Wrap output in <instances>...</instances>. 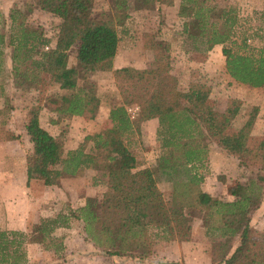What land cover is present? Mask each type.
<instances>
[{
	"label": "trees",
	"instance_id": "obj_1",
	"mask_svg": "<svg viewBox=\"0 0 264 264\" xmlns=\"http://www.w3.org/2000/svg\"><path fill=\"white\" fill-rule=\"evenodd\" d=\"M196 3L198 0H180L177 15L196 20L197 35L203 37L205 49L227 41L236 19L233 9L223 11L222 21L215 23ZM93 4L94 0H35L38 10L59 19L52 43L23 23L24 14L19 9L9 13L13 71L20 70L17 62L28 60L29 66L22 71L26 78L35 83L44 74L66 91L46 100L50 111L65 118L83 114L93 118L99 99L89 77L95 71L112 72L120 97V104L108 110L110 126L86 134L76 148L68 150L39 125V108L32 107L24 125L30 143L24 159L26 181L35 176L43 185H57L66 175L81 176L85 169L95 171L97 176L91 183L101 184V190L85 197L75 221L83 240L104 256L147 261L156 241L188 240L193 219L197 218L203 222L202 234L209 242L212 263L264 264V239L251 237L249 224L250 213L261 200L263 191L258 190L257 182H264L263 175H256L257 182L249 179L229 186V200L204 191L193 197V188L203 176L192 167L206 159L205 138L245 164L250 152L246 141L257 107L251 108L236 133H227L240 99H228L220 111L208 103L209 85L191 81L186 89H179L166 45L154 33L142 35L143 46L152 52L151 66L112 67L117 27L128 18L129 10L153 4L170 6L173 0H112L110 9L100 18L91 17ZM186 25L184 22V29ZM256 34L261 45L255 51H232L222 46L221 53L224 70L233 81L263 88L264 27ZM3 42L0 32V64ZM73 44L77 46L75 64L67 67L66 52ZM241 46H245L244 38ZM129 104L137 106L133 117L126 111ZM151 118L157 120L156 136L162 149L155 170L170 183L168 200L163 198L152 170L137 168L127 143L128 135L139 132L141 122ZM16 138L12 131L0 129V141ZM257 148L259 170L264 172V127ZM66 224L65 216L56 215L40 218L27 232L0 229V264H25V243L54 246L52 250L57 251L60 243L52 232Z\"/></svg>",
	"mask_w": 264,
	"mask_h": 264
},
{
	"label": "rangeland",
	"instance_id": "obj_2",
	"mask_svg": "<svg viewBox=\"0 0 264 264\" xmlns=\"http://www.w3.org/2000/svg\"><path fill=\"white\" fill-rule=\"evenodd\" d=\"M34 1L0 0V32L4 35L0 64V129H8L17 135L14 142L6 144L7 146L3 142L0 143V168L6 165L11 167L10 163L14 164V178H16L17 184L19 183L18 177L22 178L21 171L24 169V158L30 149L24 125L29 120L32 107L39 108L37 112L39 125L59 139L64 150H68L76 148L86 134H92L101 128L110 126L108 110L120 104V97L112 72L95 71L89 77L95 84V94L99 99L95 116L89 118L83 114L69 118L59 117L46 107V100L54 95L65 94L66 91L59 89L57 84L50 81L48 76L44 74L35 82L37 84L26 78L22 71L24 67L29 66L28 60L17 62L20 70L13 71L10 58L12 46L8 42V36L11 33L9 20L11 10L19 9L24 14L23 23L26 26L36 28L42 33L43 38L50 40V43L54 40L59 19L47 12L38 10L34 6ZM179 1L173 0V4L170 6L153 4L145 9L129 10L128 18L123 25L117 27L118 42L112 67L146 68L151 66L153 64L152 52L143 46L142 35L154 33L166 45L171 72L177 77L179 89H186L191 81L209 85L208 103L220 111L224 109L228 99H240L241 105L226 130L227 133H236L247 118L251 108L257 107L258 111L246 141L250 152L245 164H239L234 156L205 138L206 159L192 167L193 171L203 176L202 181L193 188L194 198L199 192L209 189L208 193L212 197L226 200V197L230 195L229 186L232 184L236 182L246 183L249 179L257 182V174L264 176V172L259 170L260 154L257 148L264 127V88H252L233 81L224 70V56L221 53V48L224 46L230 47L232 51H242L243 49L255 51L260 47L261 42L256 32L259 33L260 29L264 27V0H198L196 6L215 23L222 21L223 11H228L230 8L233 9L236 17L229 39L222 44L213 45L210 49H205L203 37L197 35L196 20L177 15ZM111 4L112 0H94L91 17L100 18L103 12L110 9ZM29 6L32 7L30 11H28ZM184 22L187 23L185 29L183 28ZM242 38L245 39L243 48L241 46ZM42 47V45L39 46L40 49ZM76 48L77 46L73 44L67 50L64 60L65 66H74ZM125 107L131 117L136 115L137 106L135 104L125 105ZM255 122L259 124L255 125ZM156 128L157 126L152 128L150 125L145 128L140 124L139 132L129 134L127 143L136 159L137 168L140 165H148L163 198L168 200L170 183L162 180L155 170L157 157L162 151L156 136ZM3 145H5L4 148ZM223 171L225 172L223 173ZM23 176L24 187L27 190L21 196L23 200H19L18 197L15 199L12 208L14 217L22 221L20 216L23 217L26 211L33 216L34 211L37 210V215L53 214V216L48 217L63 215L66 217L67 223L66 226L56 227L58 229L52 232V235L60 243V249L57 251L52 250L54 246L44 248L40 244H24L25 264H125L128 261H134L129 264L199 263L198 254L193 252L194 248H190L184 242L171 243L165 247L163 241L158 240L153 246L150 258L147 261H138L104 256L91 243L83 240V236L77 229L78 222L75 221V214L78 213V208L84 202L86 193H98L101 190V184L91 183L92 179L97 176L93 170L85 169L79 177L64 176L70 192H66L65 195L57 193V203L52 200H41L38 204L24 202L26 196L29 198L40 197L41 192H44L42 189L45 188L41 186L42 181L39 178L33 176L26 181L25 171ZM58 184L59 181L57 186L60 187ZM257 184L259 185L258 190L264 191V182H257ZM60 196L61 198H59ZM18 213L20 215L17 216ZM194 223L199 227L203 222L196 218L193 219L192 225ZM31 227L32 224L28 221L24 232L29 231ZM250 236L264 239V232L253 230L250 231ZM193 237H195L196 242L201 239L198 230H193ZM201 240V247H205V251H209V242L204 237Z\"/></svg>",
	"mask_w": 264,
	"mask_h": 264
},
{
	"label": "crops",
	"instance_id": "obj_3",
	"mask_svg": "<svg viewBox=\"0 0 264 264\" xmlns=\"http://www.w3.org/2000/svg\"><path fill=\"white\" fill-rule=\"evenodd\" d=\"M257 124H259V123L255 122V125H257ZM147 125H150V126H152V128H155V126H157L156 118H151V119H148V120L141 122V126L146 128ZM1 142H3L5 145L11 144L14 142V139L0 141V143ZM5 145H3V148L5 147ZM208 154H209V152H208ZM10 165H11V167L6 165L3 168H0V178H2V179H0V229L18 230V231L24 232V230L26 231V226L28 224V221H30L31 224H34V223H37L40 218L53 216V214L43 216L42 214L39 213L40 215H37L38 211L36 210V211H34L33 216L30 215L28 213V211H26L25 214L23 215V217L20 216V219L21 218L23 219L22 221H20L14 217L12 208L14 206L15 199H17V197H18L19 200H23V199H21L22 198L21 196L27 190L26 187H24V176H23V173L25 171V163L23 166L24 169H23V171H21L22 178L18 177V182H19L18 184L16 183V178H14V168H13L14 164L10 163ZM139 167H148V165L147 164L146 165H140ZM224 172L225 171H223V173ZM65 179H66V177H62L58 180L59 181L58 185H60V187H58L57 185L46 186V185L42 184L41 186L43 188H45V189H42V190H44V192H41L42 195H40V197L36 196L38 198H34V197L29 198V196H26L24 198V202H28V204H38L41 200H44V201L45 200L46 201L52 200L53 202L57 203V201H56L57 200L56 199L57 193L59 195H61V194L65 195L66 192L67 193L70 192L66 186L67 183H66ZM204 192L208 193L209 189H204ZM91 193L94 194V192H91ZM89 194L90 193L88 192L84 196L86 197ZM85 197H84V199H85ZM59 198H61V196ZM230 198H231V195H229V197H226V200H229ZM83 203H82V205H83ZM82 205H80V206H82ZM18 215H20V213H18L17 216ZM249 224H250V230L251 231L256 230L259 232H264V191L262 192L260 203L250 213ZM197 227L198 226L195 223H194V225L191 226L190 237L188 240L180 241V242H177V241L164 242L163 241V244H165L164 246L166 247V245L168 246L171 243H182V242H184V243L188 244V246L190 248L191 247L194 248L193 252L198 254V262H199L198 264H221V263H212L211 259H210L209 251L208 250L205 251L206 248L201 247V245H202L201 239L203 238L202 224L198 227V229H195ZM58 228L54 229V232ZM193 230H198V234L200 235V238H201L198 240V242H196L195 237H193ZM25 244L26 245H33L36 243H25ZM165 247H162V248L164 249ZM133 262L128 261V262H125V264H129V263H133ZM152 263H153V261H152ZM154 263H155V261H154ZM139 264H141V263H139Z\"/></svg>",
	"mask_w": 264,
	"mask_h": 264
},
{
	"label": "built area",
	"instance_id": "obj_4",
	"mask_svg": "<svg viewBox=\"0 0 264 264\" xmlns=\"http://www.w3.org/2000/svg\"><path fill=\"white\" fill-rule=\"evenodd\" d=\"M136 108V107H135ZM128 110H131L130 108H127Z\"/></svg>",
	"mask_w": 264,
	"mask_h": 264
}]
</instances>
